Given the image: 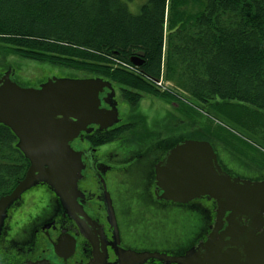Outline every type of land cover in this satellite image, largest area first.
<instances>
[{
	"label": "flooded vegetation",
	"instance_id": "obj_1",
	"mask_svg": "<svg viewBox=\"0 0 264 264\" xmlns=\"http://www.w3.org/2000/svg\"><path fill=\"white\" fill-rule=\"evenodd\" d=\"M98 77L112 85L100 92V108L115 106L119 122L103 129L91 124L89 132L71 141L83 169L69 207L40 182L7 209L0 264H182L175 259L206 245L212 235L216 239L211 247L220 250L221 260L264 264V200H238L230 211L221 210L208 195L186 204L161 197L156 166L178 143L173 123L183 122V129L188 101L155 88L152 81L151 93H139L106 76L84 78ZM11 79L23 86L19 76ZM217 99L205 103L203 112L209 115ZM256 114L264 117V110ZM208 117L210 129L201 140L210 142L222 169L242 181L264 184V123L246 130L242 123L234 127L218 119L216 124ZM126 125L130 128L110 140ZM131 177L141 180L140 186H130ZM178 205L188 209L185 220L177 217ZM145 212L150 216L144 217Z\"/></svg>",
	"mask_w": 264,
	"mask_h": 264
},
{
	"label": "trees",
	"instance_id": "obj_2",
	"mask_svg": "<svg viewBox=\"0 0 264 264\" xmlns=\"http://www.w3.org/2000/svg\"><path fill=\"white\" fill-rule=\"evenodd\" d=\"M137 51L145 53L140 74L112 68V58L131 63ZM14 56L106 76L139 93L152 92L145 77L160 78L165 56V78L202 110L218 97L261 114L264 0H149L138 14L123 0H0V60ZM187 107L195 120L196 109ZM17 141L0 123V197L15 188L30 164Z\"/></svg>",
	"mask_w": 264,
	"mask_h": 264
},
{
	"label": "water",
	"instance_id": "obj_3",
	"mask_svg": "<svg viewBox=\"0 0 264 264\" xmlns=\"http://www.w3.org/2000/svg\"><path fill=\"white\" fill-rule=\"evenodd\" d=\"M144 56V51H137L130 62L141 66ZM11 76V68L0 76V123L17 136L16 147L30 164L24 178L0 198V232L7 209L40 182L48 184L69 207L71 197L78 193L83 169L81 154L72 148L71 141L82 131L89 132L91 124H101L103 129L119 122L115 106L111 110L100 108V92L112 85L99 77H52L36 88L23 87ZM156 173L161 197L178 204L208 195L219 202L221 210H230L238 200H264V184L226 173L212 145L204 140L178 142L158 163ZM232 215L230 212L229 217ZM215 239L212 235L206 245L175 260L182 264H234L221 260L220 250L211 247Z\"/></svg>",
	"mask_w": 264,
	"mask_h": 264
},
{
	"label": "rangeland",
	"instance_id": "obj_4",
	"mask_svg": "<svg viewBox=\"0 0 264 264\" xmlns=\"http://www.w3.org/2000/svg\"><path fill=\"white\" fill-rule=\"evenodd\" d=\"M128 4L129 10L133 13V14H138L141 11V7L146 4L149 0H123ZM3 64H11L10 68L12 69V74L14 76H19L21 79V83L23 84L24 87H37L38 84H40L43 81H46L47 79L51 78V77H58V78H64V77H80V78H84L87 76H91L82 72H77L75 70H69V69H65V68H60V67H55V66H50L47 65L45 63H41V62H37L34 60H30V59H23L20 57H9L6 60H0V66ZM13 66V67H12ZM111 66L113 69L116 68H122V67H117L115 64L111 63ZM125 69V68H124ZM5 71L0 68V74L2 75ZM135 73V72H133ZM148 81V80H147ZM157 88V87H155ZM171 89H173L170 86ZM133 92H138L139 89L132 87L131 89ZM174 90V89H173ZM176 90L179 91L180 88L176 87ZM176 91V92H177ZM133 94V93H132ZM182 94V93H180ZM183 95V94H182ZM183 98H186L184 95L182 96ZM187 99V98H186ZM189 103H191L192 105L198 107L200 106V104H198V102L191 100L188 97ZM217 112H219L222 115H218L215 111L214 108H212V110H210L208 113L209 115L206 113H199L197 110V112H191L194 116H195V120L194 119H190L187 116H182V119L184 120V122H186L183 126V129H179L181 126V124L183 122H178L175 121L173 124L175 126H177V133L175 135V138H180V137H188V139L192 138L194 136V133L199 132L200 134L206 130L208 128L207 125V121L206 119L209 118L208 116H213V120L216 122V124H218V119H222L223 121H225V123L227 124H235L232 126H236L238 123H242V126H244L247 129H253L254 127H256L257 125H259L260 123H264V117L256 114V112H254L251 108H246L240 105V102L238 100L232 99L229 100L228 102H225L222 99H217ZM159 106H161L160 104H158ZM159 112L162 114V110L159 109ZM188 112H186L185 114H187ZM179 114V113H177ZM183 114V113H182ZM176 115V113H175ZM184 115V114H183ZM179 116V115H178ZM185 117H186V121H185ZM229 118V119H227ZM211 119V118H209ZM187 124V125H186ZM130 128V126H125L123 128ZM210 129V128H208ZM124 131V130H123ZM245 133V132H243ZM138 169H143V168H136V170ZM135 170V171H136ZM132 178V179H131ZM129 178V184L130 186L133 185L134 187H138L140 186V184L142 183L141 180H138L137 178H133L131 177ZM144 217H148L150 216L149 213L145 212L143 214ZM177 217L182 218L183 220H185V218H188V209H185L182 206H177Z\"/></svg>",
	"mask_w": 264,
	"mask_h": 264
},
{
	"label": "built area",
	"instance_id": "obj_5",
	"mask_svg": "<svg viewBox=\"0 0 264 264\" xmlns=\"http://www.w3.org/2000/svg\"><path fill=\"white\" fill-rule=\"evenodd\" d=\"M112 64H115L117 67H122L125 68L128 71L131 72H135L137 74H140V70L137 66L131 64V63H126V62H122L119 59L116 58H112ZM154 84L161 90H170L171 92H173V90L170 89V85L169 83H167L163 76H160V78L153 80Z\"/></svg>",
	"mask_w": 264,
	"mask_h": 264
},
{
	"label": "crops",
	"instance_id": "obj_6",
	"mask_svg": "<svg viewBox=\"0 0 264 264\" xmlns=\"http://www.w3.org/2000/svg\"><path fill=\"white\" fill-rule=\"evenodd\" d=\"M165 54V53H164ZM165 56H163V58H164ZM169 82H171L172 84H174L175 82L174 81H169ZM174 82V83H173ZM175 85V84H174ZM175 86H177V85H175ZM183 92V94H184V96L186 97V96H188V92H186V91H182Z\"/></svg>",
	"mask_w": 264,
	"mask_h": 264
},
{
	"label": "bare ground",
	"instance_id": "obj_7",
	"mask_svg": "<svg viewBox=\"0 0 264 264\" xmlns=\"http://www.w3.org/2000/svg\"><path fill=\"white\" fill-rule=\"evenodd\" d=\"M164 63H165V59L163 58L162 64H164Z\"/></svg>",
	"mask_w": 264,
	"mask_h": 264
}]
</instances>
